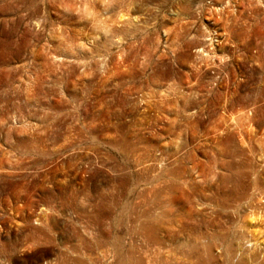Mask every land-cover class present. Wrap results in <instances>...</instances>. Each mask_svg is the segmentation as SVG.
Wrapping results in <instances>:
<instances>
[{"label": "rangeland", "instance_id": "rangeland-1", "mask_svg": "<svg viewBox=\"0 0 264 264\" xmlns=\"http://www.w3.org/2000/svg\"><path fill=\"white\" fill-rule=\"evenodd\" d=\"M0 264H264V0H0Z\"/></svg>", "mask_w": 264, "mask_h": 264}]
</instances>
